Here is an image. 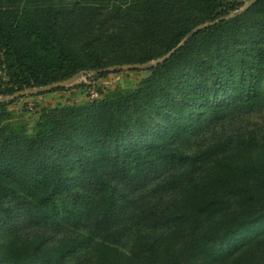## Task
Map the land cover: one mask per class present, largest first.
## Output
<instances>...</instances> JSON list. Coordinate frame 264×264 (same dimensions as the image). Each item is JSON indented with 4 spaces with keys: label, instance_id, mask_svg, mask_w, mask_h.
Wrapping results in <instances>:
<instances>
[{
    "label": "trees",
    "instance_id": "obj_1",
    "mask_svg": "<svg viewBox=\"0 0 264 264\" xmlns=\"http://www.w3.org/2000/svg\"><path fill=\"white\" fill-rule=\"evenodd\" d=\"M243 5L0 0V98H89L30 131L0 102V264H264V0L220 20Z\"/></svg>",
    "mask_w": 264,
    "mask_h": 264
},
{
    "label": "rangeland",
    "instance_id": "obj_2",
    "mask_svg": "<svg viewBox=\"0 0 264 264\" xmlns=\"http://www.w3.org/2000/svg\"><path fill=\"white\" fill-rule=\"evenodd\" d=\"M238 2L245 3L247 0H233ZM145 74L136 75L137 79L144 77ZM88 79L84 75H79L78 78L74 81L72 86L69 87L66 91H57L50 95H41L37 97L32 96H23L21 98L15 99L14 102L6 106V112L10 114L12 118L11 121L14 123H19L20 125H24L28 131L32 129L34 124L36 123L40 110L43 108H47L49 106H64V105H71V104H81L84 101L89 100L86 94L81 93V89L76 88L80 83L87 82ZM124 82V77L121 75H116L111 73L106 78H102L96 81V84L90 88V90L101 89L105 90L104 88L107 86H118L119 88L122 87ZM254 120V119H253ZM26 232L23 233V235ZM80 251L85 252L84 249ZM82 255V254H80ZM80 258L83 257L79 256ZM80 263L77 259L72 260L69 259L67 264H74Z\"/></svg>",
    "mask_w": 264,
    "mask_h": 264
},
{
    "label": "water",
    "instance_id": "obj_3",
    "mask_svg": "<svg viewBox=\"0 0 264 264\" xmlns=\"http://www.w3.org/2000/svg\"><path fill=\"white\" fill-rule=\"evenodd\" d=\"M257 1L258 0H247L244 3V5L240 8V10H238V11H236V12L230 14V15H227L226 17L221 18L220 20L234 18V17L244 13L249 7H251ZM217 22H218V20H216L214 22H210V23L204 24V25H200V26L196 27L195 29H193L189 34H187V36L165 58H168L169 56L174 54L176 50H178L179 48L184 46L185 43L197 31L203 30V29L208 28V27H211L214 24H216ZM161 62H162V60H158V61H155V62L143 63V64L122 65V66H116L114 69L117 70V71H130V70H143L144 71V70H147L149 68L155 67L157 64H159ZM111 70L112 69H103V70H101V72H106V71H111ZM77 78H78V75L73 76V77H71V78H69V79H67L65 81H62V82H55V83L50 84V85L45 86V87L19 91V92L14 93L11 96L0 98V102H9L11 100H14L16 98L23 97V96L38 94V93H41V92H48V91H51L52 89H57V88L70 87V86H72V84L74 83V81Z\"/></svg>",
    "mask_w": 264,
    "mask_h": 264
},
{
    "label": "built area",
    "instance_id": "obj_4",
    "mask_svg": "<svg viewBox=\"0 0 264 264\" xmlns=\"http://www.w3.org/2000/svg\"><path fill=\"white\" fill-rule=\"evenodd\" d=\"M2 81H4V78L2 79Z\"/></svg>",
    "mask_w": 264,
    "mask_h": 264
}]
</instances>
